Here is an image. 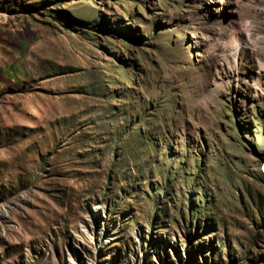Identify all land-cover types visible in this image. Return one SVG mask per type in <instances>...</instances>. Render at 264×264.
Here are the masks:
<instances>
[{"label": "rangeland", "instance_id": "374dc122", "mask_svg": "<svg viewBox=\"0 0 264 264\" xmlns=\"http://www.w3.org/2000/svg\"><path fill=\"white\" fill-rule=\"evenodd\" d=\"M0 264H264V0H0Z\"/></svg>", "mask_w": 264, "mask_h": 264}, {"label": "clouds", "instance_id": "9594fccd", "mask_svg": "<svg viewBox=\"0 0 264 264\" xmlns=\"http://www.w3.org/2000/svg\"><path fill=\"white\" fill-rule=\"evenodd\" d=\"M242 23H243V25H244V27H245L246 29H247V28H251V27L254 26V23H253V20H252V19H244V20L242 21ZM212 27H213L212 25L209 26V28H212ZM246 34H248V33H246ZM257 39H260V37L257 36Z\"/></svg>", "mask_w": 264, "mask_h": 264}]
</instances>
